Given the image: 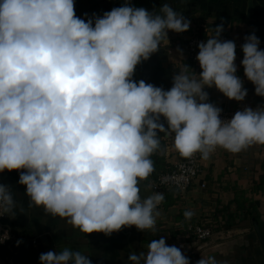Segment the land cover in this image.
I'll return each instance as SVG.
<instances>
[{
  "label": "clouds",
  "instance_id": "obj_1",
  "mask_svg": "<svg viewBox=\"0 0 264 264\" xmlns=\"http://www.w3.org/2000/svg\"><path fill=\"white\" fill-rule=\"evenodd\" d=\"M189 27L167 3L155 14L125 0L86 22L77 17L75 0H0V173L19 172L30 207L87 235L111 236L133 226L155 230L164 195L142 197L140 184L154 171L151 157L161 149L160 133L173 138L185 159L264 145V107H245L222 120V109L204 90L215 87L237 102L247 96L236 74V44L220 39L223 24L198 44V79L184 69L173 75L169 90L133 79L137 66L169 42V31ZM259 44L254 33L245 37L241 64L255 94L264 97ZM16 210L10 186L0 183V216L14 218ZM193 215L184 212L186 219ZM128 260L190 264L164 238ZM39 261L91 264L67 248L42 253ZM196 264L220 262L209 255Z\"/></svg>",
  "mask_w": 264,
  "mask_h": 264
},
{
  "label": "crops",
  "instance_id": "obj_2",
  "mask_svg": "<svg viewBox=\"0 0 264 264\" xmlns=\"http://www.w3.org/2000/svg\"><path fill=\"white\" fill-rule=\"evenodd\" d=\"M116 2L120 7L125 0H75V13L87 22L93 14L103 16L105 12L111 11ZM129 2L134 7H143L155 14L167 3L190 22L186 32H168L169 42L162 44L149 60L137 66L133 77L135 81L144 80L169 90L173 75L184 69H187L190 76L198 79L201 68L199 62L190 59L186 53L187 39L199 31L207 39L214 35V28L223 24L222 34L236 44V74L247 89L245 99L252 102L264 101V97L255 94L254 85L244 75L241 64L244 54L242 45H239L247 33L264 29V0ZM249 2L252 4L250 12ZM259 48L264 50V47ZM178 49L182 50V54ZM204 90L209 94V102L217 107L229 108L237 103L229 100L215 87H205ZM161 122L167 127L163 117ZM159 138L161 149L151 157L154 171L140 184L142 197H147L153 191L151 181L155 174L166 170L182 158L173 148L171 136L160 133ZM18 181L17 171L0 173V183L10 186L17 202L15 217L7 215L5 219L15 235L11 246L13 255L0 258L7 264H20L17 257L29 247L41 248L42 253H59L65 248L79 251L94 264H129L130 254L146 253L148 244L160 238H164L169 246L184 239L192 264H196L202 256L209 255L215 256L220 264H264V243L261 240L262 238L264 241V145H254L237 154L218 148L209 159H201V171L188 189L161 192L164 201L158 206L160 215L156 219L155 230L138 231L133 226L122 228L111 236L103 233H81L66 220L46 214L43 208L30 207L29 198L25 195L26 187ZM201 182L205 183L204 187L199 185ZM254 201L258 204L254 220H251L246 216L245 209ZM186 210L194 212L191 219L185 218ZM202 219L209 220L217 228L206 239H212L211 242L199 248L200 243L191 238L189 227ZM17 241L20 243L17 244Z\"/></svg>",
  "mask_w": 264,
  "mask_h": 264
},
{
  "label": "built area",
  "instance_id": "obj_3",
  "mask_svg": "<svg viewBox=\"0 0 264 264\" xmlns=\"http://www.w3.org/2000/svg\"><path fill=\"white\" fill-rule=\"evenodd\" d=\"M255 34L260 40L259 47H264V31L263 32H249L247 33L239 45L245 43V37L251 34ZM220 39L222 41H228L229 37L225 34H221ZM206 38L200 36L197 32L190 35L186 43V53L188 57L192 60H197L196 57L199 52L198 44L200 42H206ZM238 46V45H237ZM245 107H251L257 109L258 107H264V101L252 102L250 100L244 99L243 101L237 102L234 106L229 108H223L221 112V119H231L236 111L243 110ZM201 171V157L197 153L191 159L181 158L173 164V168L170 171L161 172L157 177L151 181V188L153 191L162 192L164 189L175 188L180 191L188 189L197 179ZM201 187L205 186L204 182L199 184ZM7 215L0 216V245L10 246L15 238L12 227L6 223ZM212 223L204 221L202 223H194L189 227V233L191 238L197 243H202L212 234ZM33 242H35L33 240ZM176 247L180 248L182 253L190 259V264H192V259L187 253L186 243L184 239H180L175 244Z\"/></svg>",
  "mask_w": 264,
  "mask_h": 264
},
{
  "label": "trees",
  "instance_id": "obj_4",
  "mask_svg": "<svg viewBox=\"0 0 264 264\" xmlns=\"http://www.w3.org/2000/svg\"><path fill=\"white\" fill-rule=\"evenodd\" d=\"M118 4L119 3H117V2L114 3L113 8L119 7ZM120 6H122V5H120ZM263 31H264V29H262V30L259 29V30H254L251 32H263ZM198 34L200 36H203L200 33V31L198 32ZM172 168H173V165L169 166L166 170H164L162 172L170 171ZM159 173H161V172H158L157 174H155L152 180H154ZM172 189L177 190L175 188H168V189H164L162 192L169 191ZM257 204H258L257 201L250 202L248 208L245 209L246 216H248L251 220H254L253 217L255 216L254 213L256 211ZM198 222L202 223V222H204V220L202 219V220H199ZM211 228H212V231H214L217 228V226H214L212 224ZM11 246H12V244L10 246L0 245V258H9L10 256L13 255V252L11 251ZM41 254H42L41 248L29 247V248L23 250L22 254L17 258H18L20 264H40L39 257ZM91 264H94V263L91 262Z\"/></svg>",
  "mask_w": 264,
  "mask_h": 264
},
{
  "label": "water",
  "instance_id": "obj_5",
  "mask_svg": "<svg viewBox=\"0 0 264 264\" xmlns=\"http://www.w3.org/2000/svg\"><path fill=\"white\" fill-rule=\"evenodd\" d=\"M251 7H252V4H251V2H249V4H248V12H250ZM256 229H257V231L259 232V230H258L257 227H256ZM211 240H212V239H208V240H206V241H203L202 243H200L199 248H201V247H203V246L209 244V243L211 242ZM261 240H262V243H264V241H263L262 238H261Z\"/></svg>",
  "mask_w": 264,
  "mask_h": 264
},
{
  "label": "rangeland",
  "instance_id": "obj_6",
  "mask_svg": "<svg viewBox=\"0 0 264 264\" xmlns=\"http://www.w3.org/2000/svg\"><path fill=\"white\" fill-rule=\"evenodd\" d=\"M0 264H7L5 261H2L1 259H0Z\"/></svg>",
  "mask_w": 264,
  "mask_h": 264
}]
</instances>
